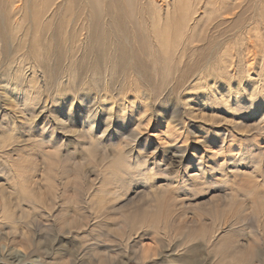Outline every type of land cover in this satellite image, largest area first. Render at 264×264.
<instances>
[{"label": "rangeland", "instance_id": "rangeland-1", "mask_svg": "<svg viewBox=\"0 0 264 264\" xmlns=\"http://www.w3.org/2000/svg\"><path fill=\"white\" fill-rule=\"evenodd\" d=\"M0 264H264V0H0Z\"/></svg>", "mask_w": 264, "mask_h": 264}, {"label": "bare ground", "instance_id": "bare-ground-1", "mask_svg": "<svg viewBox=\"0 0 264 264\" xmlns=\"http://www.w3.org/2000/svg\"><path fill=\"white\" fill-rule=\"evenodd\" d=\"M182 14H183V15H182V21H183L185 15H188V14H187V11H186V10H185L184 13H182ZM179 21H180V19H179ZM179 29H180V28H179Z\"/></svg>", "mask_w": 264, "mask_h": 264}]
</instances>
